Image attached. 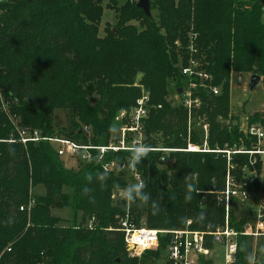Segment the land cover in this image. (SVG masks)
Here are the masks:
<instances>
[{"label":"trees","instance_id":"1","mask_svg":"<svg viewBox=\"0 0 264 264\" xmlns=\"http://www.w3.org/2000/svg\"><path fill=\"white\" fill-rule=\"evenodd\" d=\"M100 2L0 0V264H169L164 257L168 234L159 236L152 259L122 258L126 255L122 232L106 228L117 221L116 216L150 229L182 228L187 220L193 230H205L208 222L223 223V207L215 195L213 200L212 195L204 199L202 191L215 179L221 185L215 191L221 190L226 171L235 182H245L254 197L259 196V185L264 190V154L231 153L227 162L225 153L216 151L252 150L256 138L244 133L237 118L230 129L220 127L215 118L227 111L230 72L264 73V0H150V16L126 0L114 9L115 29L105 28L102 37L97 28ZM190 58L209 79L181 73ZM190 81L195 83L193 96L199 106L193 108L188 133L185 107L166 97L171 91L180 99ZM134 82L148 91L147 112L141 120L142 141L150 148L184 149L187 142L202 148L203 118L208 123L207 150H150L153 161H141L138 170L149 178L153 192L162 193L166 210L157 216L144 207L126 213L120 204L110 206L112 180L128 182L122 169L108 172L109 186L103 190L86 180L88 173L104 171V162L125 165L127 150L109 152L101 161L80 162L72 170L63 165L52 142L24 146L5 141L15 133L11 117L18 127L43 136L105 145L115 115L129 112L142 94ZM210 86L218 93L213 94ZM56 108L64 110L65 119L57 131L52 127ZM258 122L263 124L264 116ZM80 123L90 128V137ZM161 157L167 163L160 167ZM161 168L172 173L171 190L167 174L157 172ZM189 174L201 191L185 203L182 192ZM28 183L41 185L44 192L29 194ZM85 186L92 189L88 195L82 192ZM233 206L228 224L238 232L237 242L251 251L250 237L241 233L248 218H235ZM67 207L74 213L82 211L83 219H96L97 225L76 232L59 227L49 212ZM200 210L206 213L204 222L193 220ZM250 213L254 225L255 213ZM201 262L213 264L203 258ZM233 264H246L243 252L237 251Z\"/></svg>","mask_w":264,"mask_h":264},{"label":"built area","instance_id":"2","mask_svg":"<svg viewBox=\"0 0 264 264\" xmlns=\"http://www.w3.org/2000/svg\"><path fill=\"white\" fill-rule=\"evenodd\" d=\"M181 73L183 75L195 76L202 81L209 79V76L197 69V62L194 59H188L187 64L181 67ZM195 83L188 82L184 88L180 104L185 107L188 113L193 108L199 106V100L196 96H193V90ZM210 91L213 94L218 93L216 87H210ZM148 96L145 92H142L141 96L136 99L135 105L129 112L120 110L114 117V121L120 123L119 131L117 132V140H109L105 145H95L90 142L82 144L75 140H71L64 136H43L37 130L22 129L16 125L14 119L10 118L11 123L14 125L15 133L11 134L5 141L9 143L19 142L22 145H26L28 142H38L46 140L56 145L57 155L62 159H75L77 164L96 159L101 161L109 152H117L120 150L129 151L133 143L142 141V120L146 116L147 108L146 102ZM6 112L5 108H3ZM264 112V107L262 109ZM7 113V112H6ZM9 116V115H8ZM85 136L88 138L89 130L86 127L82 128ZM202 129L204 131V138L206 139L207 125L203 124ZM248 136H253L257 140V144L253 146L252 150H216L218 152L225 153L226 160L229 162L231 153H258L264 154V123H256L246 126L243 130ZM204 139V141H206ZM203 141V142H204ZM150 150L156 151H175L179 149L175 148H150ZM185 151H197L204 150L199 148L196 144L188 143L187 147L183 149ZM161 161H165V157L160 158ZM253 161H251L252 163ZM123 163L117 164L113 160L102 163V169L110 172L117 167L123 168ZM134 179L136 173L131 172ZM245 183H237L226 171L224 187L217 192L216 201L217 204L224 209V224L214 230H193L189 228L190 221L187 220L185 226L178 229H150L144 225L135 226L127 217L120 220L118 230L123 234V242L125 248L133 256H139L144 252L156 251L158 246V239L160 235H169V242L164 249L165 260L169 264H202L201 258L206 259L211 254L212 246H218L221 252V260L223 264H233L235 261L236 253H232V245L237 243L238 232L228 224L229 209L232 204L238 202L249 203L254 202L251 208L255 213L254 229L251 227L249 230L244 231L242 234H251L258 236L264 234V198L253 196V192L245 188ZM32 200L29 201L30 205ZM23 207H20L21 210ZM93 221V219H92ZM91 221V222H92ZM90 222V225H91ZM248 228V227H247ZM9 250V249H7ZM230 254L232 258L230 259ZM264 264V261H263Z\"/></svg>","mask_w":264,"mask_h":264},{"label":"rangeland","instance_id":"3","mask_svg":"<svg viewBox=\"0 0 264 264\" xmlns=\"http://www.w3.org/2000/svg\"><path fill=\"white\" fill-rule=\"evenodd\" d=\"M124 1H126V0H101V2H100L101 17H100V20L98 21V24H97L98 35L100 37H102L104 35L105 28L108 30L109 29H111V30L115 29V24L117 23V20L115 18L114 9H115V7L123 4ZM127 1H128V3L129 2L136 3V0H127ZM240 1L243 2L245 0H240ZM153 12L154 11H152V13ZM261 19L264 22V11H263ZM130 23H134L135 25L137 24L134 20H132ZM258 74L260 76V80L255 85V87L252 89V91H249V89H248V76L250 75V73L241 72V71L230 72V74H229L230 76H229L228 100H227V104H226L227 111L225 113V116L222 115L224 118L221 116L215 117L217 119V121L220 122V124H221L220 127L230 129L231 127L236 125V123H237L236 118H237L238 119L237 124L240 126V128H242V130H244L246 127L245 125H247V123H249L251 125L255 122H258L259 118H262L264 116V112L262 111V109L264 107V73H258ZM132 85L138 87L139 93H142V92L148 93L147 89H145L143 87V85L136 83V82H134ZM170 85H172V82L169 84V86ZM207 85H210V84H207ZM210 87H214V86H210ZM166 99L168 101L172 100L171 104H174V105H175V103L178 104V101H179V97L176 98V96L174 94H172L171 91L167 95ZM179 104H180V102H179ZM186 112H187L186 125L188 127L187 132L189 133L190 132L189 128L191 127V129H192V126H190L191 123L189 120L192 118L191 116H192L193 109L191 110L190 113H188L187 110H186ZM64 120H65L64 119V110L62 108L54 109L53 113H52V127L55 131H57L59 129V127H61L65 124ZM249 120H251L252 123ZM202 121H203L202 123L208 125V123L205 121L204 118ZM258 123H260V122H258ZM80 124L82 125V127H86L89 130L88 137H90V133H91L90 128L83 123H80ZM114 125L117 128V132L119 131V127H120L119 124L111 121V128H110V134H109V138L111 140H113L112 138H115L118 136L117 132L116 133L112 132V127ZM142 134H143V130H142ZM188 143L189 142H187V144ZM187 144H186L185 148L187 147ZM202 148H204V150H207L206 141L203 142ZM179 150H183V149H179ZM197 151H199V150H197ZM62 161H63V165L66 168L76 170L79 167V165L77 164L75 159H67L65 157H62ZM165 163H167V160L162 161L159 164V166L161 167L162 165H165ZM122 167L123 168L117 167L115 170L112 171V173L117 174V173H119V170L122 169L123 171H121L120 173L123 174V177H127L128 182L132 181V179L129 178V176H128L129 175L128 173L130 171L127 169L126 164ZM194 180H195V177H194ZM212 182H213V179L210 180V184ZM215 182L217 185V183H218L217 179H215ZM214 183H212L210 188L202 191V195H203L204 199L206 198L207 195H212L211 198L213 200V195H215V200H216L217 192L220 190L215 191V189H218L221 185L215 186ZM243 183H245V182H243ZM63 190L68 191L69 189L67 187H64ZM28 192H29V194L37 195V194H42L44 192V189L39 184L35 185V186H31L28 183ZM257 192L259 194V198H264V190L262 189V187L260 185L257 189ZM117 196H118V194L116 192H114V191L111 192V194H110V199H111L110 206H115V205L119 204L118 200H117ZM253 204H255V203L252 201H250L249 203H244V204L242 202H238V201H237V203H234V206H233L234 212L233 213L235 215V218H237V219H239L241 217H247L248 218V221L243 226L241 233H244V231L249 230L250 227L251 228L253 227L252 229H254L253 221H252V214L250 213L251 210L253 209V208H251V207H253L252 206ZM125 209H126V213H127L128 209L126 207H125ZM49 213L51 216H53L54 218L57 219L56 223L58 224L59 227L66 228V229L70 230L71 232L81 231V230L85 229L86 226L88 228H92V227H95L97 225L96 219H94L93 221H92V218L89 219L86 217L85 219H83L82 218V216H83L82 211H77L76 213H74L70 207H67L64 209L53 208L50 210ZM116 218H118L117 221H115L114 224H110L106 228V230H109L112 232H115L118 230L117 226L119 227L120 220H122L123 217L119 218L116 216L115 219ZM90 222H91V225H90ZM223 224H224V222L223 223L217 222L216 224L212 225L210 222H208L205 226V230H207V229L208 230H214L218 227H221ZM178 228H176V229H178ZM252 229H251V232H252ZM251 232L249 234H246V235L248 237H250V242L248 244L251 246V251L253 253H255L258 248L264 247V234L258 235V236H253L251 234ZM7 246H10V245L8 244ZM123 252L126 254L125 256H123L121 253L119 254V255H122V258H124V257H129V258L137 257L139 259L140 258L152 259L155 255L156 251L144 252L143 254H141L139 256L131 255L126 248H124ZM220 255H221L220 248L218 246L214 245L211 248V254L209 255V257L206 258V260H210V262H212L213 264H223ZM258 258H260L264 261V254L260 255ZM38 264H46V263L44 261H40Z\"/></svg>","mask_w":264,"mask_h":264},{"label":"clouds","instance_id":"4","mask_svg":"<svg viewBox=\"0 0 264 264\" xmlns=\"http://www.w3.org/2000/svg\"><path fill=\"white\" fill-rule=\"evenodd\" d=\"M112 132L116 133L117 128L114 125L112 127ZM150 146L143 141H137L133 143L129 150L127 156L126 167L129 171L136 173V178L130 182L121 183L119 180L113 179L111 182V188L114 192L118 194L117 200L122 208H127L129 212L144 207L153 216H157L166 210L162 202V193L160 190L153 192L150 187V181L148 177H145L138 169L140 167L142 160L153 161L149 155ZM85 162H90L85 159ZM156 165V164H155ZM156 167V166H155ZM157 169V168H156ZM165 172L163 168L157 170V172ZM166 173V172H165ZM168 179L166 181L168 188L171 190V183H169L172 178V173H166ZM187 183L184 185V190L182 192V197L185 203L191 202L194 196L201 191L200 184L198 181H193L191 174L186 175ZM110 174L107 171H96L95 173H88L86 180L89 185H95L100 189H105L109 186ZM91 188L85 186L82 192L88 195L91 192ZM166 195V193H164ZM206 219V213L204 210H200L197 214L193 216V220L196 222H204ZM240 251L244 253V258L246 264H260L258 257L264 254V247L257 249L255 253L250 251L245 244L239 242L232 245V253ZM232 255L230 254V259Z\"/></svg>","mask_w":264,"mask_h":264},{"label":"water","instance_id":"5","mask_svg":"<svg viewBox=\"0 0 264 264\" xmlns=\"http://www.w3.org/2000/svg\"><path fill=\"white\" fill-rule=\"evenodd\" d=\"M137 8H140L146 16H150V0H136L135 3ZM260 80V76L257 74H250L248 76V89L252 91L255 85ZM180 88L177 89L180 92Z\"/></svg>","mask_w":264,"mask_h":264}]
</instances>
